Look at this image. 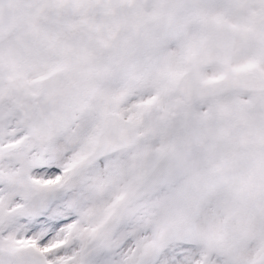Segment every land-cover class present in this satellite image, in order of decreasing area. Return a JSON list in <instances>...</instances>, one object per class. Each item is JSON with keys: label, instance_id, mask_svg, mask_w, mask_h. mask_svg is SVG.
Wrapping results in <instances>:
<instances>
[{"label": "snow or ice", "instance_id": "6c2138e0", "mask_svg": "<svg viewBox=\"0 0 264 264\" xmlns=\"http://www.w3.org/2000/svg\"><path fill=\"white\" fill-rule=\"evenodd\" d=\"M0 264H264V0H0Z\"/></svg>", "mask_w": 264, "mask_h": 264}]
</instances>
